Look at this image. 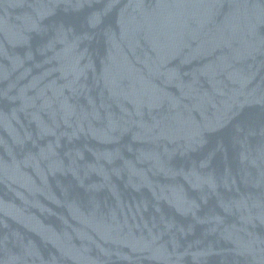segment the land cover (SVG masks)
Here are the masks:
<instances>
[{
	"label": "water",
	"instance_id": "obj_1",
	"mask_svg": "<svg viewBox=\"0 0 264 264\" xmlns=\"http://www.w3.org/2000/svg\"><path fill=\"white\" fill-rule=\"evenodd\" d=\"M0 264H264V0H0Z\"/></svg>",
	"mask_w": 264,
	"mask_h": 264
}]
</instances>
